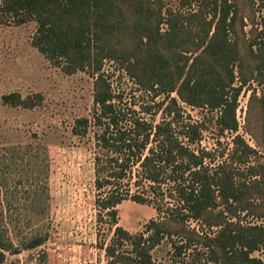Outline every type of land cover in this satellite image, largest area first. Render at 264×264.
<instances>
[{
    "label": "rangeland",
    "instance_id": "1",
    "mask_svg": "<svg viewBox=\"0 0 264 264\" xmlns=\"http://www.w3.org/2000/svg\"><path fill=\"white\" fill-rule=\"evenodd\" d=\"M234 2L236 36L229 38L242 62L255 69L256 59L248 50L264 52L251 46L264 30V0ZM197 10L187 0H99L93 65L73 75L64 74L32 46L35 22L0 23V264H111L105 248L115 243L116 227L146 238L150 235L145 233L146 225L161 219L153 205L131 201L117 206V225L97 209L96 200L106 190L96 188V161L107 160L99 137L110 122L102 117L97 92L104 93L101 98L111 105L118 127L129 129L134 119L152 126L168 122L178 141L188 145L182 134L186 126H194L191 136L196 139L188 147L197 155L205 153L204 163L211 171L226 164L227 170L235 172L237 184L255 179L250 167H264V81L253 80L241 87L235 105L236 127L229 129L222 124L225 106L210 109L183 102L175 73L170 82L169 71L163 68V64L175 65L179 55L192 59L199 54L197 20L182 21V16ZM174 22L188 29L189 36L179 35L178 44L171 41L168 45ZM233 69L235 81L228 89V103L234 99L232 88L241 86L237 64ZM10 94L21 99L38 95L41 102L32 109L6 105L2 97ZM82 118L88 119V127L85 136H78L73 129ZM237 139L253 153L241 158L244 146L236 144ZM151 147L154 142L147 149ZM135 174L124 182L131 194L148 189L147 184L134 185L141 181ZM249 196L258 203L261 194L254 191ZM218 204L207 222H185L186 239L165 237L150 251L152 262L209 264L203 245L223 228V224L218 226L221 222L264 228V218L252 216L253 210L230 213ZM219 215L222 218H215ZM36 239L40 245L31 248ZM123 245L119 252L129 253L130 246ZM250 257L264 264V245Z\"/></svg>",
    "mask_w": 264,
    "mask_h": 264
},
{
    "label": "trees",
    "instance_id": "2",
    "mask_svg": "<svg viewBox=\"0 0 264 264\" xmlns=\"http://www.w3.org/2000/svg\"><path fill=\"white\" fill-rule=\"evenodd\" d=\"M187 1L198 7L196 14L182 16V21L197 20L196 52L199 51V54L192 59L179 55L175 65L163 64V68L169 71L170 82L173 81L172 73H175L174 82H180L177 92L183 102L192 106H208L210 109L225 106L227 109L222 116V124L234 129L235 105L241 87L253 80L257 84L264 81V52L253 54V49L248 50L249 56L256 59L255 69L248 68L240 59L235 42L229 38L236 36L238 9L234 0ZM97 3L99 0H2L0 23L8 20L18 26L35 22L36 32L31 40L32 46L64 74L73 75L93 65ZM182 26L176 22L172 24L168 33V45L172 44L171 41L178 44L179 35L189 34L188 29ZM147 40L150 42L148 38ZM187 40L185 38L182 46L186 45ZM251 46H258L264 51V30L259 31ZM182 60L185 63L180 65ZM236 64L241 86L232 88L235 92L234 99L228 103V89L235 81L233 68ZM101 97H104V93L97 92L95 98L102 108V117L109 118L110 122L99 137L101 149L107 153L104 156L107 160L103 164L99 159L96 161V188L106 190L96 200L97 209L110 217L116 225V208L125 201L153 205L161 216L159 221H150L146 225L145 233H150L146 238L143 235L133 237L116 227L115 243L105 248L111 264H154L150 256L151 250L165 237L186 239L188 233L185 222L189 219L207 222L211 219L209 215L212 211L217 209L218 202L227 207L230 213L237 209L250 212L251 209L254 212L251 213L252 216L264 218V200L261 198L264 197L263 166L250 167V176L255 179L247 184H237L235 172L227 170L226 164L218 165L216 170L211 171L204 163L205 153L197 155L188 147L196 139L191 136L195 133L194 126H186L182 134L185 140L187 138L188 145L178 141L168 122L152 126L134 119L130 122L129 129H123L118 127L119 120L113 114L111 105L105 104V99ZM2 102L32 109L40 104L41 99L38 95L21 99L18 94H10L3 96ZM231 113V119H225V115L229 117ZM97 121L101 122L99 118ZM75 123L74 134L85 136L88 119H77ZM237 140L236 144L244 146L241 158L253 153L243 141ZM151 142L155 143V147L147 149ZM133 174L141 179L134 185L139 187L147 184V190L131 194L124 188L125 180L131 181ZM254 191L261 194L258 203H254L255 200L249 196ZM166 200L172 201V204ZM215 218L222 217L219 215ZM222 224L223 228L215 237L207 238L208 243L203 245L207 249L208 263L262 264L250 255L261 244L264 245V228H245L238 223L225 221L218 226ZM40 243V239H36L30 246L34 248ZM123 244L130 246L129 253L119 252L118 247L124 246Z\"/></svg>",
    "mask_w": 264,
    "mask_h": 264
}]
</instances>
